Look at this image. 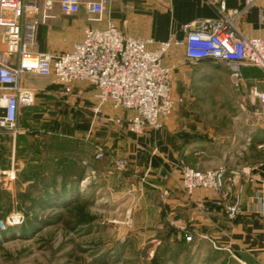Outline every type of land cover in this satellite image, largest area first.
Returning <instances> with one entry per match:
<instances>
[{
  "label": "rangeland",
  "instance_id": "obj_1",
  "mask_svg": "<svg viewBox=\"0 0 264 264\" xmlns=\"http://www.w3.org/2000/svg\"><path fill=\"white\" fill-rule=\"evenodd\" d=\"M86 2L88 1L84 0ZM85 9L83 6L79 13L72 15H63L56 10V16L52 14L54 19L50 20L73 28L71 26H75V16L86 13ZM92 17L90 14L88 19ZM37 21L34 51L60 53L59 50H47L53 42L48 38L50 28L44 19L38 18ZM71 31L78 33L77 29H70L64 34L68 35ZM167 54L168 52L164 55L163 62ZM185 61L184 70H180L176 64L173 75L172 93L177 102L170 115L161 116V125L158 127L147 125L142 131H135L129 122L126 125L130 116L111 101L103 105L104 120L95 119L94 109L99 101L95 88L88 83L86 84L92 90L93 100L86 107L69 102L74 84L70 93L65 95L63 86L56 82L61 86L57 89L61 95L54 92L53 95H41L40 102L33 101L32 107L23 106L20 109L18 132L14 134L13 130L4 129L1 132L6 134L0 136V167L1 170L6 167L7 170L0 172V264H242L232 255L229 247L224 250L216 249L206 238L192 247L193 237L187 232V225L166 214L165 217L172 225L185 231L182 243L186 245L164 246L160 237L151 238L154 234H151L150 240L149 236L144 235H141L142 239H135L133 235H137L136 229L140 230L148 223L149 228H156L160 221L159 210L157 211L159 200H155L157 192L153 191L156 192L155 195L147 196L145 193L141 198L142 195H138L136 190L127 188V182L123 186L114 183L124 176L128 183L133 181L134 184V180L139 179L126 174L131 169L127 155L118 156L110 162L104 148L105 141L94 136L96 128L98 132L102 129L117 132L125 129L135 136H142L168 124L173 128L176 139L180 142L184 139L187 144V150L183 153L189 152L188 156H183V159L173 164L180 172L179 187L187 198V203L194 204V208L203 215L219 203L231 223L253 217L254 214L264 220V215L257 209L253 210L252 206V197L259 191L264 179L255 178L257 175L254 172L260 164L264 168V118L258 115L260 105L251 101L250 92L257 85H251L252 80H248L243 73L244 68L255 67L243 66L242 79L237 83L232 76V68L225 62ZM36 77L38 81L34 83L40 84L41 76ZM83 114L85 118H80ZM134 115L137 116L136 113ZM27 116L31 117L29 122ZM36 116L40 118H34ZM118 118H122V123L118 122ZM78 120L91 130L90 135L86 132L81 138H94L98 145L96 152L93 149L91 159L81 160V164L77 165L78 169L74 167V174H69L73 178H62L65 172H60L61 168L57 169V166L46 167L40 178L39 173L38 176L34 174L35 168H28V164L24 162L21 166L16 165L15 170L7 167L13 161L10 160L12 150L9 149L14 138L17 143H22L24 159L37 153L38 146L44 147L51 140L45 134L51 130L70 132ZM31 142H34L32 151L29 148ZM26 146L28 147L25 148ZM151 153L158 155L157 151L152 150ZM107 160L108 166H105ZM81 165L85 169V178H77ZM221 169L226 170L221 188L187 187L188 171L208 174ZM35 170L39 172V169ZM96 170L101 174L97 175ZM147 172L149 170L145 168L144 175ZM144 178L145 176L142 180ZM254 181L258 183V187L253 191L251 200L243 201L239 188L243 182L251 184ZM135 185L138 188L136 183ZM140 185L144 186V191L148 187L143 181ZM160 187L159 196L164 199L167 197L166 183ZM218 197L224 198L222 205ZM238 203L242 204V209L236 218H232L229 210ZM161 208L162 213L169 209L167 205L165 210L164 206ZM16 213L21 217L20 222L6 224V228H2L7 218ZM170 226L167 225V229ZM144 233L147 234L148 231ZM162 233L163 231L160 232ZM173 234L172 232L171 235Z\"/></svg>",
  "mask_w": 264,
  "mask_h": 264
},
{
  "label": "built area",
  "instance_id": "obj_2",
  "mask_svg": "<svg viewBox=\"0 0 264 264\" xmlns=\"http://www.w3.org/2000/svg\"><path fill=\"white\" fill-rule=\"evenodd\" d=\"M55 1L65 15L77 14L86 7V12L93 16L90 20L98 24L103 22L111 3V0L86 3L82 0H0V42L5 46L4 50L0 49V132L7 129L16 134L21 106L33 103L34 92L21 84L26 74L53 77L63 86L65 95L76 82L93 86L99 101L94 117L99 121L105 118L103 105L111 101L130 116L126 125L130 123L135 131L140 132L147 125L158 127L161 116L170 115L177 102L172 93L177 65L163 62L164 55L174 45L184 47L187 61L227 63L237 83L242 79L243 66L258 68L263 74L262 88L254 87L250 93L251 101L260 105L258 115L264 118V30L258 36L245 35L239 28L243 9L228 7L226 0H206L216 7L218 17L199 21L195 28L185 25L186 36L181 40L156 43L151 38L127 35L114 22L106 21L102 27L86 28L83 38L68 51L36 52L37 19L52 18ZM256 1L246 0L247 6ZM118 119L122 123V118ZM225 173L224 169L208 174L190 170L186 184L190 189L221 188ZM252 201L253 207L264 215V179ZM241 206L238 203L230 208L232 218L239 215ZM20 218L18 213L14 214L2 228L20 222Z\"/></svg>",
  "mask_w": 264,
  "mask_h": 264
},
{
  "label": "crops",
  "instance_id": "obj_3",
  "mask_svg": "<svg viewBox=\"0 0 264 264\" xmlns=\"http://www.w3.org/2000/svg\"><path fill=\"white\" fill-rule=\"evenodd\" d=\"M82 1L84 2V0ZM226 1L230 8L243 9L242 16L239 20V28L245 35L258 36L262 33L264 30V0H257L254 4L248 6L246 0ZM56 10L63 14L59 9V4L55 1L51 14H54ZM89 15L90 14L86 12L75 16V26H71L73 28L51 22L50 19L54 18L45 19V23H48V28H50L48 38L51 42L53 41L50 45L51 48L47 50H54L52 52H55V50H59L60 52L68 51L75 42L83 38L86 28L102 27L106 21L114 22L119 29L127 35L151 38L156 43L169 39L181 40L186 36V33L183 31L185 25H191L195 28L199 21L217 18L218 11L215 6L206 2V0H111V3L107 6L106 12L103 15L102 23L98 24L88 19ZM39 19H41V17ZM70 29H77L78 33L71 31L68 35L64 34L65 31ZM154 46L155 45H151V47ZM0 49H5V46L1 42ZM185 62L184 47L176 45L172 47L164 60L166 64H178L180 70H184ZM243 73L248 80H252L251 85H257L258 88H262L260 81L263 74L259 69L247 67L244 68ZM184 78H187V76H184ZM39 80H42L40 84L34 83L38 81L34 74H26L22 79L23 88L30 89L34 92V102H40L42 100L41 95H53L52 92L60 93L57 92V89L61 86L54 82L53 77L41 76ZM92 100V90L88 84L84 82L74 83V92L69 95V102H71V104L75 102L79 103L81 107H86V104L92 103ZM32 106L33 105L25 107ZM22 107L23 106L20 108L21 110ZM45 116L47 117L48 113ZM34 118L40 117L36 116ZM80 118H85L84 114L81 115ZM26 119L29 122L31 117L27 116ZM89 129L90 128L86 126L85 123H80V120H78L70 132L51 130V132L45 134V137H49L51 140L49 139L50 141L46 142L44 147L41 145L38 146V152L29 155L30 158L28 156L27 158L24 157V159L22 157V143H17V139L14 138L13 145H11L9 149L12 150L10 160L13 161L11 166L9 164L7 167L15 170L16 165L21 166L24 162L28 164V168L33 167L39 169V172L34 169V174L37 175L39 173L38 178H40L43 171H46V167L49 168V165H51L53 167L57 166V169L60 167L61 170L59 171L65 172L62 178H73L69 174H74V167L78 169L77 165L78 163L81 164V160L91 159L94 155L92 152L94 148L96 152L98 145L96 139L81 138L86 132L90 135L91 130ZM97 129L98 128L95 129L96 132L94 136L100 139L103 138L102 140L105 141L104 148L108 153L110 162L118 156L127 155L131 162V169L126 172V174L134 175L135 178L139 179V181L135 179L133 184V181L132 183H128V181H126L127 178L125 180L124 176L123 178L120 177V179L115 180L114 183L123 186V184L127 182V188L130 190L132 189V191L136 190L138 195H142L141 198L145 193L147 196L148 194L155 195L157 192L158 196L155 200H159L157 211L159 210L160 221L157 222L156 228H149L148 225L150 223H148L145 224L147 226H142L143 228L140 230L136 229V231H138L137 235H133L135 239H142L143 236L141 235H144V237L149 236V240L151 238L159 239L160 237L159 240L164 246H169V244L174 247L182 246L184 244L182 242L185 240V231L172 225L171 221L169 222V219L165 217L166 214L169 218L172 217L173 220L177 221L181 220L187 225V232L191 233L193 237V241L191 242L192 247L197 246L199 240L202 238H206L217 247L216 249L224 250L225 247H229L228 249L231 250L232 255L242 264H264V220L259 216L254 214L255 216L253 217H247L236 223H231L227 220L225 211L219 206V203L218 206L211 208L210 212L204 215L194 208V204L187 203L188 200L179 187L180 172L173 167V164L183 159V156H188L189 152L183 153L184 150H187V144L184 139H182L181 142L176 139L171 126L168 124L164 125L162 128L153 130V132H149L142 136H135L125 129L119 132L113 129H102L98 132ZM4 134L6 133L1 132L0 136ZM117 134H119V137ZM41 140L42 138L37 139L35 144ZM32 143L34 142H31L29 146L31 151L33 150ZM27 147L28 146L25 148ZM152 150L157 151L158 155L152 154ZM109 160H107L105 166H108ZM260 165L254 172L255 175L264 177V168H261L262 166ZM81 168L82 169L78 171L77 178H85V169L82 165ZM94 168L98 169V167ZM145 168L149 170L146 175H144ZM5 171H7L6 167L2 170L0 167V172ZM96 171L98 173L97 175H99V173L101 174L99 170ZM143 176H145V178L142 180ZM140 180L148 186L145 191L143 190L144 186L140 185ZM135 183L138 185V188H136ZM165 183V194L167 197L163 199V197L161 198L159 196V190H161L160 185ZM256 187H258V183L256 184L255 181L251 184L247 182L245 184L244 182L242 183L239 190L243 201H248V199L251 200V196ZM170 194H172V196H170ZM208 195L211 196L210 193ZM245 196L248 197L246 198ZM223 197H218L221 205L224 200ZM167 198L168 200L166 201L165 199ZM166 205L169 207L167 212H160L162 209L161 207L164 206V210L166 209ZM254 209L253 207V210ZM171 214L173 215L171 216ZM167 225H171L170 229H167ZM147 231L148 233L145 234L144 232ZM162 231L163 233L160 234ZM172 232L174 233L173 235H171ZM151 234L154 235L150 238ZM156 235L158 236L156 237Z\"/></svg>",
  "mask_w": 264,
  "mask_h": 264
}]
</instances>
